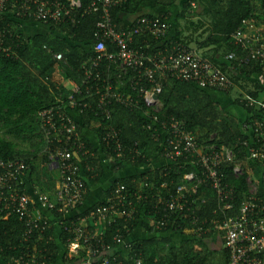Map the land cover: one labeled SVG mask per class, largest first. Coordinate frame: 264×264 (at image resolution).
<instances>
[{
    "label": "trees",
    "instance_id": "trees-1",
    "mask_svg": "<svg viewBox=\"0 0 264 264\" xmlns=\"http://www.w3.org/2000/svg\"><path fill=\"white\" fill-rule=\"evenodd\" d=\"M60 1L67 3L66 0ZM79 1L81 8L73 24L51 21L43 23L34 16L21 13L20 3H17L15 8L9 7L12 2L0 15V158L26 162L29 167L27 180L35 173L36 160L48 162L44 154L45 143L39 131L37 114L51 107L60 92L64 98L67 97L69 91L65 87L66 82L80 85L83 78L81 67L96 55L93 49V35L97 30L99 14L89 9V0ZM146 6L163 11L148 13ZM85 10L87 12L84 14ZM262 12L264 13V0H118L117 5L110 11L119 30L130 25V19L139 16H155L167 20L169 29L165 38L156 40L148 33L132 36L131 46L151 55L173 54V48L177 45L194 49L189 46L190 41H184L182 38L179 23L191 18L208 20V34L202 42H196L198 49H195L200 52L202 58L225 73L234 85L228 91L219 92L199 88L191 82L178 81L169 73L161 78L156 77L161 89L158 97L165 117L183 121L185 128L194 135L198 144L216 151L226 148L232 152L234 162L223 164L219 170L223 174L224 184L233 191L230 201L233 208L228 212H220L212 191L201 188L198 189L197 196L206 199L197 216L201 220H208L203 228L207 230L206 234L190 232L193 228L190 226L188 233L182 230L156 232L148 224L149 200L141 202L136 208L134 221L128 224L129 230L124 234V238L131 243L133 249L131 253L128 250L127 254L136 253L141 257L143 264H228L222 229H218L222 248H212L209 245L216 233L210 220H223L238 214L240 204L248 193L246 180L249 177V169L259 177V183L255 182L257 197L264 202V185L260 180L264 160L248 161L247 150L241 145L243 141L250 142L254 139L249 129L242 128L243 124L264 118V101L262 104L256 103L259 95L264 94V59L245 60L246 51L237 47L233 39L238 31H243V22H246L248 27L258 26ZM107 51H112V47H107ZM230 54L235 56L227 60ZM56 55H60L61 59L56 60ZM101 65L105 67L108 63L103 61ZM234 89H239L240 95L238 99L231 100L229 94ZM223 97L232 101L231 109L222 104L225 102ZM76 100L78 110L84 102L89 106L82 110V114L75 113V120L83 141L95 153V158L89 162L88 167L84 162L81 165V169L85 171L82 176L91 183H96L102 175L103 161L114 165L113 169L119 170L127 163L143 167L162 159L159 143L154 141L152 132H147L143 127L146 118L141 111L116 105L111 119L103 121L94 116V97L83 94L76 97ZM250 101L253 102L252 106L248 105ZM108 126L119 131L120 142L124 148L120 158L113 152H108L101 142L102 128ZM85 132H89L95 139L94 148ZM235 164L243 170L241 175L233 174ZM192 170L194 169L189 162L182 165L166 164L156 168L152 174L117 179L109 186L106 198H110L117 184H123L131 196L137 190L139 182L145 178L157 184L168 181V188L173 190L180 184L182 177ZM164 173L166 178H161ZM84 177L88 193V181ZM25 186H18L19 191L25 192L33 199L24 190ZM48 197L50 198V195ZM102 204L103 201L93 206H84V209L81 208L77 213L83 216ZM43 217L52 218H49V230L44 233L42 240L33 235L26 245L22 242L26 228L24 220L20 221L10 212L0 217V264H8L9 259L20 255L21 248L25 246L41 250L46 264H77L82 259V252L79 259H67V246L72 236L64 229L68 220L62 219L57 208L51 212H43ZM122 222L105 228L103 237V240L114 248L113 253L119 256L123 255V252L113 244L112 237L116 230L121 228ZM87 230L93 229L89 227Z\"/></svg>",
    "mask_w": 264,
    "mask_h": 264
},
{
    "label": "built area",
    "instance_id": "built-area-1",
    "mask_svg": "<svg viewBox=\"0 0 264 264\" xmlns=\"http://www.w3.org/2000/svg\"><path fill=\"white\" fill-rule=\"evenodd\" d=\"M66 1L65 4L60 0H0V15L12 2L9 7L15 8L20 3L21 13L34 16L43 23L51 21L73 24L81 4L79 0ZM117 3L118 0H89V9L99 14L97 30L93 35L96 55L81 67V84H74L68 90L66 98L60 92L51 107L37 114L39 131L45 143L47 164L55 167L58 172L57 184L50 198L42 193L36 196L35 201L25 192L19 191L18 186L25 185L28 165L22 160L0 158V217L10 212L20 221L24 220L26 228L22 242L26 245L33 235L42 240L50 227V217H43V212H51L57 208L62 219L68 220L64 229L72 236L67 246V259H79V254H84L77 264H143L136 253L127 254L128 250L131 253L133 249L131 243L124 238L129 230L128 224L134 221L136 208L141 202L149 200L148 224L156 232L182 230L188 233L190 226L193 227L190 232L206 234L207 230L203 228L208 220H201L197 216L206 199L197 196V191L201 188L212 191L220 212H228L233 208L230 203L233 191L224 184L223 174L219 170L223 164L234 162L232 152L226 148L216 151L198 144L194 135L185 128L183 121L165 117L158 97L161 89L156 77L161 78L169 73L178 81L191 82L199 88L219 92L232 89V81L220 69L202 58L196 49L177 45L173 48V54L163 56L147 54L141 49L133 48V35L148 33L156 40L165 38L169 23L155 16H139L132 19L125 29L119 30L110 13ZM86 12L85 10L83 13ZM243 26V31H238L233 36L234 44L246 51L245 60L264 59V35L253 26H246V22H243ZM109 46L112 47L110 52L107 51ZM234 56L228 55L227 60ZM55 58L60 60L61 56L56 55ZM103 61L108 65L102 67ZM83 94L94 97V116L103 121L111 119L116 105L141 111L146 118L143 127L147 132H152L154 141L159 143L161 158L167 164L182 165L189 162L194 170L186 173L173 190L168 188V181L157 184L145 178L130 196L123 184H117L110 198L103 200L104 204L80 216L77 211L84 209L87 194L81 165L84 162L88 167L89 162L95 158V153L83 141L72 116V113L80 115L82 110L89 108L88 103L84 102L81 109H77L76 97ZM252 103L250 101L248 105L252 106ZM252 122L244 123L242 128L249 129L254 139L250 142L243 141L241 145L247 150L248 161L262 162L264 118ZM102 129L101 142L108 152H113L120 158L124 148L120 142L119 131L109 126ZM242 172L239 165L233 166L235 176ZM247 172L248 193L240 204L238 214L223 220H210L215 234H218V229H222L224 233L223 247L228 252V264H264V202L257 197V187L250 170ZM161 178H166V174ZM260 180L264 185V169L260 173ZM216 212L217 210L214 214ZM121 221V228L112 237L113 244L123 252L119 256L113 253L114 248L103 237L105 228ZM89 227L93 230H87ZM21 249L20 255L12 256L8 264H46L41 250L30 246Z\"/></svg>",
    "mask_w": 264,
    "mask_h": 264
},
{
    "label": "crops",
    "instance_id": "crops-1",
    "mask_svg": "<svg viewBox=\"0 0 264 264\" xmlns=\"http://www.w3.org/2000/svg\"><path fill=\"white\" fill-rule=\"evenodd\" d=\"M145 8L148 13H152V14H155L158 11H161V12L163 11L153 6L152 7L146 6ZM172 13L175 14L174 11ZM255 27L254 28L258 30L260 34L264 35V13L263 12L260 14L259 25ZM73 85L74 84L71 82L65 83V87L67 90H71ZM263 101H264V94H262L261 96L259 95V98L257 99L256 103L262 104ZM72 116L74 119L77 118L75 113H72ZM87 136L89 137L91 146L94 148L96 146L95 139L92 137V135H90L89 132L86 133V137ZM166 164H167L166 161L161 159V160L155 161L149 166H143V167L127 163L124 165L123 168L119 170H115L113 169L114 165L112 164L108 165L103 162V168H102L103 173L96 183H93V182L91 183L86 177L83 176L88 181V184H87L88 193L85 199V206L89 207V206L96 205L98 202H102L106 198V192L114 180L133 176V175L139 176L141 174H152L156 170V168H160L162 165H166ZM83 174L86 175V173H83ZM250 175L254 183L256 182V184H258L259 183L258 175H254L251 170H250ZM57 177H58V172L56 171L55 167L49 166L47 163H43L38 159L36 160L35 173L31 175L30 179L28 180L26 179L24 182L26 185L25 186L26 191L28 192V194H30V196H32L33 199H35L36 196L42 193L46 195H51L54 192V189L56 187Z\"/></svg>",
    "mask_w": 264,
    "mask_h": 264
},
{
    "label": "rangeland",
    "instance_id": "rangeland-1",
    "mask_svg": "<svg viewBox=\"0 0 264 264\" xmlns=\"http://www.w3.org/2000/svg\"><path fill=\"white\" fill-rule=\"evenodd\" d=\"M129 21H131V19ZM179 24L182 30V34H183L182 38L184 39V41H190L189 46L191 48L198 49V45L196 42H199V41L202 42L208 34V27H209L208 20L206 19L199 20L196 18H191L185 21H181ZM238 91L240 92L239 89H234L229 94L231 100L238 99V96L240 95ZM222 99H225V98L223 97ZM231 102L232 101L225 99V102L224 103L221 102V103L225 104L226 108L231 109ZM220 243L221 242H220V238L218 234H215L213 241L209 242V245L212 248H220V247L222 248V245Z\"/></svg>",
    "mask_w": 264,
    "mask_h": 264
}]
</instances>
